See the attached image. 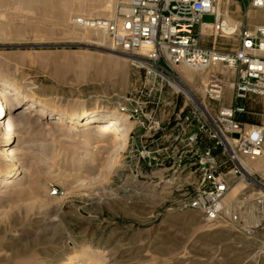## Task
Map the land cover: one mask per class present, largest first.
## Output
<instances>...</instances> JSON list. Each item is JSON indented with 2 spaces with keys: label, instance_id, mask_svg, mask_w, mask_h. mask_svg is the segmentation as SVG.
I'll list each match as a JSON object with an SVG mask.
<instances>
[{
  "label": "rangeland",
  "instance_id": "rangeland-1",
  "mask_svg": "<svg viewBox=\"0 0 264 264\" xmlns=\"http://www.w3.org/2000/svg\"><path fill=\"white\" fill-rule=\"evenodd\" d=\"M39 1L0 0V66L3 73H12L17 84L32 83V94L51 104L57 103L58 110L63 108L60 104H65L67 110L84 108L93 94L116 102L117 106L124 99L133 98L137 91H145L143 87L149 79L122 57L117 56L124 69L121 78L98 74L96 67L107 66L108 58L113 57L110 42L98 46L71 37L68 30L73 24L68 21L74 17V10L66 17L65 27L54 9ZM123 1L113 0L110 17ZM236 3L241 6L240 0H223L221 12L227 10L238 22L264 23V13L253 14L254 9L243 6L239 11ZM202 21L211 23L213 16L204 15ZM212 41V31L199 35V43L203 46H212ZM236 44V37L217 38L214 46L232 48ZM86 59H93L94 65L82 73L78 63ZM65 65L68 67L64 69ZM216 73L225 83L223 96L220 101L208 104L213 107L229 105L232 98L227 83L232 75ZM185 80L203 98L200 85ZM163 90L162 96L170 99V91ZM154 96L160 97L158 93ZM140 100L144 101L145 96ZM181 101L179 98L178 102ZM23 107L13 113L16 120L19 116L23 118L14 128L18 138L25 141L22 150L26 149V153L17 154L22 171L0 192V264H54L60 248L74 246L93 252L101 264H264V254L253 256L257 250L255 245L246 246L264 234V222L247 231L233 232L230 230L235 229L233 227L206 223L190 209H177L176 199L167 200L163 186L158 189L161 196L144 195L149 191L142 184L154 185L156 180L132 178L130 170L134 162L127 156L131 139L120 150L114 164L110 162L113 148L107 142L106 146L96 149L90 165L84 153H77L89 147H82V142L72 143L63 136L64 125H52L51 120L38 118L34 111ZM21 111L26 113L22 116ZM73 163H81V166L75 170V175H67L65 169ZM20 178V184L15 183ZM241 183L238 181L234 186L235 193L240 191ZM50 185L57 187L59 193L47 199L44 194H49ZM262 209L264 211V203ZM245 222L246 219V227ZM214 227L218 228L202 231ZM245 238L248 241L244 243ZM63 241L65 243L57 245L53 253V244ZM236 241L240 242L236 244ZM18 242L19 262L11 259ZM240 243L242 246L237 247ZM29 247L30 251L23 253ZM43 251L49 255L44 256ZM86 263L85 259L74 264Z\"/></svg>",
  "mask_w": 264,
  "mask_h": 264
},
{
  "label": "built area",
  "instance_id": "built-area-1",
  "mask_svg": "<svg viewBox=\"0 0 264 264\" xmlns=\"http://www.w3.org/2000/svg\"><path fill=\"white\" fill-rule=\"evenodd\" d=\"M217 1L124 0L99 29L112 50L131 58L149 79L145 91L116 106L133 124L127 155L134 162L132 178L156 180V191L163 186L177 209H190L208 224L247 231L244 220L250 213L264 222V23H227L214 11ZM244 1L264 12V0ZM204 15L213 21L204 23ZM207 24L213 35L210 47L199 43ZM234 37L233 49L214 46L217 38ZM181 65L209 71L205 85L195 83L203 98L187 83ZM216 72L232 75L229 105L208 104L223 96L225 83ZM164 88L170 99L162 96ZM255 158L260 169H247L244 161ZM238 181L243 187L229 198ZM58 193L50 185L49 194Z\"/></svg>",
  "mask_w": 264,
  "mask_h": 264
},
{
  "label": "bare ground",
  "instance_id": "bare-ground-1",
  "mask_svg": "<svg viewBox=\"0 0 264 264\" xmlns=\"http://www.w3.org/2000/svg\"><path fill=\"white\" fill-rule=\"evenodd\" d=\"M39 2L45 5H49V7L53 8L57 14V19L62 24H64L65 27L66 17L70 12H73L74 10V17L70 18L69 21L67 19L68 22L74 25H72L68 30L70 34L67 32L69 35H71V37L80 38L86 40L87 43L96 44L98 46L109 43L107 42L108 40H106L107 38L104 32L100 30L99 27L104 21L110 19L111 13L114 9L113 0H40ZM222 2L223 0L217 1V5L215 6L214 11L218 15H224L225 21L227 23H231L234 20L229 16L228 11L226 10L224 13L221 12L220 5ZM210 27V24L203 26L202 32L208 34L211 33ZM110 51L113 57L119 56L131 61L130 58H127L122 54L119 55L114 50ZM113 57H111L110 59L108 58L107 66L105 65L102 68L96 67V71H98V74L100 72L110 75H123V65L118 60V57ZM78 65L80 66V72L86 73L87 70L94 65V61L93 59H86L80 61ZM67 67L68 65L63 66L64 69ZM179 70L187 80H189L190 82H197L201 86L205 85L209 75L208 70L198 71L190 69L184 65L179 66ZM217 70L218 69L216 68L213 69V71ZM94 75L97 76V74ZM119 78H121V76ZM90 79L92 80L93 78ZM85 80H87V78ZM227 85L230 86L229 83H227ZM32 93V83H27L24 85L17 84L15 82V76L10 72L3 73V69L0 66V192L5 188V186L13 183L14 179L22 171L19 167L20 164H18L17 154L19 153L20 156L22 151L26 150H22L23 146L25 145V141H22L18 138L19 135L14 131V128L16 125L22 123L23 118L19 116V120H16L13 116L14 111L21 106H24L22 108L24 110L34 111L35 115L38 118L51 120L49 123L52 125H64L63 130H61V134L63 136H67V138L70 139L69 141L72 143L82 142L84 144V146L82 147H89L87 151L78 150L77 153H84L87 156L85 159L88 160V164L90 163V165H92L91 162L94 160L96 149L99 146H106L108 142L113 148L112 152L114 154V156L110 158V162L111 164H114L117 159L118 153L127 144L129 131L132 127V123L128 119L127 114H119L117 112L116 102H109L107 99H103L99 95L93 94L89 97V104L84 108H80L79 110H67L65 109V104H60L63 108L58 110L57 103L53 102L51 104L49 101L36 97ZM22 113L25 114L26 112L21 111L20 114L22 115ZM77 135L83 138L80 139V137H77ZM17 150H19V152ZM81 158H83V155ZM244 165L249 170L258 171L261 166V161L258 158L246 159L244 161ZM80 166L81 163H73L70 167H66L65 170H67L68 172L67 175H75V170H78V167ZM56 169L58 170V168ZM20 181L21 178L20 180H18V182L15 183L20 184ZM142 186L145 188V190L149 191V193H144V195L151 194L153 196L157 194L158 196H161V193L156 191L155 185L142 184ZM239 187H243V182L239 185ZM234 188L235 187H233L230 191L229 198H232L237 194L235 193V191H233ZM44 195L48 196L47 199L50 198L49 196H52L50 194ZM261 220L262 219L259 215L250 213L245 222L247 230L251 227L259 226L261 224ZM217 228L218 227H214L211 229L208 228L202 231H212ZM230 230H232L233 232H238V230L236 229L230 228ZM242 241H248V238H245ZM239 242L240 241H236L235 243L237 244ZM63 243L65 242H55L53 244L54 247H51L52 252L54 253V251L58 249V247H56L57 245ZM252 243L253 245H255V248H257V250L252 253L253 256L264 254V234L259 235L258 240H255V242H248L246 246L252 245ZM241 244L242 243L238 244L237 247L242 246ZM15 245L17 249L12 250V253H9H11V259H15L17 262H19V242ZM30 248L31 247L24 250L23 253L26 251H30ZM2 249L4 248L2 247ZM59 250L60 253L55 260L56 264H74L77 260L82 261L85 259L87 261L86 264L102 263L99 258L93 256V252H87V250L83 248H76L74 246L70 248L63 247ZM52 252H50V254H52ZM7 255L9 254L7 253ZM43 255L47 257L49 253L47 251H43ZM31 257L32 256L30 255L29 259H31Z\"/></svg>",
  "mask_w": 264,
  "mask_h": 264
},
{
  "label": "crops",
  "instance_id": "crops-1",
  "mask_svg": "<svg viewBox=\"0 0 264 264\" xmlns=\"http://www.w3.org/2000/svg\"><path fill=\"white\" fill-rule=\"evenodd\" d=\"M240 3H241V6H243L244 8L245 7H247V8H250L248 5H247V2L246 1H244V0H240ZM238 3H236V5H235V7L240 11V9H241V6L240 5H237ZM249 12V11H248ZM253 14H259V13H264V12H261V11H257V10H253ZM249 13H247V15H248ZM241 22V24L243 25V26H245V27H253L254 25L253 24H247V23H243L242 21H240ZM235 46H237V45H234V47ZM205 47H207V46H205ZM234 47H232V48H221V47H219L218 49H220V50H224V51H227V50H230V49H233Z\"/></svg>",
  "mask_w": 264,
  "mask_h": 264
},
{
  "label": "trees",
  "instance_id": "trees-1",
  "mask_svg": "<svg viewBox=\"0 0 264 264\" xmlns=\"http://www.w3.org/2000/svg\"><path fill=\"white\" fill-rule=\"evenodd\" d=\"M242 120L249 121V119H246V118H244V117L242 118Z\"/></svg>",
  "mask_w": 264,
  "mask_h": 264
}]
</instances>
